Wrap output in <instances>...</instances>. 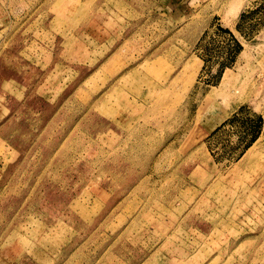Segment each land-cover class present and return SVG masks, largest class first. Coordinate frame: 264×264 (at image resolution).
Segmentation results:
<instances>
[{
  "label": "rangeland",
  "instance_id": "rangeland-1",
  "mask_svg": "<svg viewBox=\"0 0 264 264\" xmlns=\"http://www.w3.org/2000/svg\"><path fill=\"white\" fill-rule=\"evenodd\" d=\"M263 70L264 0H0V264H264Z\"/></svg>",
  "mask_w": 264,
  "mask_h": 264
},
{
  "label": "built area",
  "instance_id": "built-area-1",
  "mask_svg": "<svg viewBox=\"0 0 264 264\" xmlns=\"http://www.w3.org/2000/svg\"><path fill=\"white\" fill-rule=\"evenodd\" d=\"M258 80H259L261 92L264 94V70L260 73Z\"/></svg>",
  "mask_w": 264,
  "mask_h": 264
},
{
  "label": "bare ground",
  "instance_id": "bare-ground-1",
  "mask_svg": "<svg viewBox=\"0 0 264 264\" xmlns=\"http://www.w3.org/2000/svg\"><path fill=\"white\" fill-rule=\"evenodd\" d=\"M254 150V148H252V150L251 151H253ZM251 151H249V152H251ZM157 200V199H156ZM164 211V210H163ZM203 238V237H202ZM251 239V238H250ZM184 252H186V251H184ZM216 258V257H215Z\"/></svg>",
  "mask_w": 264,
  "mask_h": 264
}]
</instances>
